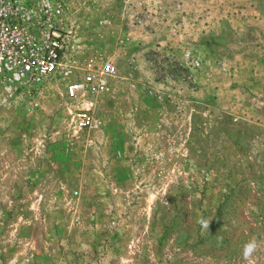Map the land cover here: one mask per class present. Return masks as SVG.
<instances>
[{
    "label": "rangeland",
    "instance_id": "1",
    "mask_svg": "<svg viewBox=\"0 0 264 264\" xmlns=\"http://www.w3.org/2000/svg\"><path fill=\"white\" fill-rule=\"evenodd\" d=\"M64 2L115 75L82 130L0 82V264H264V0Z\"/></svg>",
    "mask_w": 264,
    "mask_h": 264
},
{
    "label": "built area",
    "instance_id": "2",
    "mask_svg": "<svg viewBox=\"0 0 264 264\" xmlns=\"http://www.w3.org/2000/svg\"><path fill=\"white\" fill-rule=\"evenodd\" d=\"M71 33L64 0H0V82L31 92L56 78L69 80L64 86L67 100H88V107L73 113V123L82 130L93 126L91 98L107 92L115 67L89 60L75 77L63 63Z\"/></svg>",
    "mask_w": 264,
    "mask_h": 264
}]
</instances>
